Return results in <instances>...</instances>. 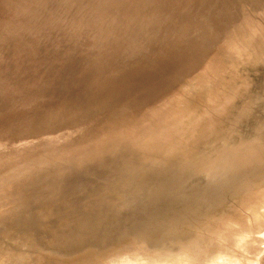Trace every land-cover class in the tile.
I'll use <instances>...</instances> for the list:
<instances>
[{
  "label": "rangeland",
  "instance_id": "obj_1",
  "mask_svg": "<svg viewBox=\"0 0 264 264\" xmlns=\"http://www.w3.org/2000/svg\"><path fill=\"white\" fill-rule=\"evenodd\" d=\"M231 80L244 103L222 97ZM261 91L264 0H0V214L18 210L3 215L0 264L57 248L43 264H176L188 250L194 264H264V122L243 114L264 116ZM240 233L261 250L245 255Z\"/></svg>",
  "mask_w": 264,
  "mask_h": 264
},
{
  "label": "bare ground",
  "instance_id": "obj_2",
  "mask_svg": "<svg viewBox=\"0 0 264 264\" xmlns=\"http://www.w3.org/2000/svg\"><path fill=\"white\" fill-rule=\"evenodd\" d=\"M192 1H193V0H192ZM142 8H143V7H142ZM163 11H164V10H163ZM165 15H166V14H165ZM132 18H133V17H132ZM160 23H161V22H160ZM118 38H119V37H118ZM110 43H111V42H110ZM33 54H34V53H33ZM184 55H185V54H184ZM184 55H183V56H184ZM241 55H242V54H240V56H241ZM84 58H85V57H84ZM49 62H50V61H49ZM241 76H242V77H241ZM241 76H239V77L242 78L243 81H244L243 75H241ZM239 77L236 78V79H238V81H239ZM255 79H257V78L253 77V78H251L250 81H251V82H252V81H255ZM257 80H258V79H257ZM231 81H232V80H231ZM231 81H229V82H227V83H224L223 86H220V88H221V90H222V93H221V94H222V97L226 100V103H227L228 105H229V103L232 102L231 105L233 106L236 102L238 103V101L244 103L243 100H245V99L243 98V93L241 92V90H242V87H244L245 85L243 86V85L241 84V83H243V82H241V79H240L239 82H241V83H239V84H241L242 87L238 86V87H240V88H238V87H236L237 84H235V83H237V82H236L237 80H236L235 83H234L235 85L233 84V81H232V82H231ZM260 81H261V79H260ZM244 82H245V81H244ZM245 83H247V82H245ZM245 83H243V84H245ZM248 83L251 85L250 82H248ZM254 83H256V82H254ZM239 84H238V85H239ZM249 84H248V86H249ZM246 85H247V84H246ZM231 86L234 87V88H231ZM245 87H246V86H245ZM11 89H12V88H11ZM244 89H245V88H244ZM235 92H239V93H235ZM240 92H241V93H240ZM244 92H245V94H249V89L246 88V90H245ZM97 93H98V92H97ZM259 93H260V92H259ZM263 93H264V92L261 91V93H260L261 96L263 95ZM245 94H244V95H245ZM245 96H247V95H245ZM256 96H257V94H256ZM238 99H240V100H238ZM237 100H238V101H237ZM246 102H247V101H246ZM237 103H236V105H237ZM238 104H239V103H238ZM240 104H241V103H240ZM245 104H246V103H245ZM242 105H243V104H241V106H239V108H238L239 110L241 109ZM246 105H247V104H246ZM250 105H251V104H250ZM250 105H248V106H250ZM248 106H246L247 108L243 111V112H244L243 114H244V115H249V117L252 116L253 119H254L255 121L257 120L259 123L264 122V116H263L261 113H259V114L257 115V113L254 111V108H253V107L250 108V107H248ZM251 106H252V105H251ZM99 107H100V106H99ZM102 107H103V106H102ZM243 108H244V107H243ZM239 110H238V111H239ZM184 114H185V113H184ZM186 116H187V115H186ZM174 118H175V116H174ZM175 119H176V118H175ZM194 119H195V118H194ZM170 120H171V118H170ZM186 120H188V119H186ZM171 121H172V120H171ZM184 121H185V120H184ZM189 121H190V120H189ZM189 121H185V122H189ZM194 121H195V120H194ZM194 121H192L191 123H193ZM242 121H243V120H242ZM171 123H174V122H171ZM176 124H177V123H176ZM176 124H175V126H176ZM179 124L181 125L182 123H178L177 125H179ZM184 124H185V123H184ZM189 124H190V122H189ZM189 124H188V126H189ZM173 125H174V124H173ZM190 125H191V124H190ZM258 125H259V124H258ZM182 126H183V125H182ZM182 126H179V127H181V129H182ZM185 126H186V125H185ZM191 126H193V124H192ZM177 127H178V126H177ZM177 127H176V128H177ZM179 127H178V128H179ZM215 127H216V126H215ZM186 128H187V127H186ZM186 128H185V129H186ZM190 128H192L191 130H192V132H193V129H194V128H193V127H190ZM190 128H188V129H190ZM226 128H227V127H226ZM239 128H240V127H239ZM244 128H245V126H244ZM181 129L179 128V130H181ZM201 129H202V128H201ZM201 129H200V130H201ZM182 130H183V129H182ZM186 130H187V129H186ZM194 130H195V129H194ZM176 131H178V129H177ZM187 131H189V130H187ZM187 131H186V132H187ZM196 131H198V130H196ZM201 131H202V130H201ZM186 132H185L184 134H186ZM175 133H177V132H175ZM180 133H181V132L179 131V134H180ZM196 133H197V135H198V132H196ZM202 133H203V132H202ZM204 133H206V132H205V128H204ZM220 133L223 134L222 131H221L219 128H215V129H214V133H213V134H216V135H217V134H220ZM182 134H183V132H182ZM182 134H180V135H182ZM189 134H191V132H189ZM193 134H194V133H193ZM200 134H201V132H200ZM171 135H172V134H171ZM187 135H188V132H187ZM187 135H184V137L187 138V137H186ZM206 135H207L209 138H210V137H211V138L213 137L212 135H209V133H206ZM223 135H224V134H223ZM182 136H183V135H182ZM194 136H195V135H194ZM208 137H206V138H208ZM220 137H221V136H220ZM228 137H229V136H228ZM188 138H189V137H188ZM197 138H199V137L197 136ZM209 138H208V139H209ZM231 139H233V138L231 137ZM206 140H207V139H206ZM204 141H205V139H204ZM200 142H203V141H202V138H201V141H200ZM207 142H208V141H207ZM165 144H166V143H165ZM202 144H203V143H202ZM207 145H208V144H207ZM166 146L168 147V145H165V146L163 147L164 149H162V145H161V149H162V150H165V149L167 148ZM170 146H171V145H170ZM170 146H169V147H170ZM151 147H152V146H151ZM165 147H166V148H165ZM171 147H172V146H171ZM158 149H160V148H158ZM161 149H160V150H161ZM169 149H170V148H169ZM172 149H173V148H172ZM175 149H176V148H175ZM175 149H174V151H176ZM179 149H180V148H179ZM166 150H168V148H167ZM174 151L172 150V152H174ZM177 151H178V149H177ZM167 152H168V151H167ZM172 152H171V150H170V153H172ZM168 153H169V152H168ZM176 153H177V152H176ZM176 153H173V154L176 155ZM173 154H172V155H173ZM177 154H179V153H177ZM109 157H110V156H109ZM186 157H188V155H186ZM197 157H199V156H197ZM199 158H200V157H199ZM195 159H196V158H195ZM167 161H168V160H167ZM197 161H198V160H197ZM199 161L201 162L202 160L200 159ZM204 161H205V160H203L202 162H204ZM115 162H116V161H115ZM104 170H106V169H104ZM107 170H108V169H107ZM108 171H110V170H108ZM115 171H116V170H115ZM103 172H104V171H103ZM103 172H102V173H103ZM188 172H189V171H188ZM111 173H112V171H111ZM114 173H115V172H114ZM141 173H142V172H141ZM141 173H140V174H141ZM137 174H138V175H137ZM137 174H136V172H135V174H133V175H134V176H136V175L139 176V173H137ZM143 174H144V173H143ZM166 174H167V173H166ZM186 174H187V173H186ZM102 175H103V174H102ZM105 175H109V173H108V174L105 173ZM131 175H132V174H130L128 177H130ZM147 175H149V174H147ZM188 175H191V174L189 173ZM188 175H186V176H188ZM250 175H251V174H250ZM134 176L130 177V179H128V180L133 181V178H134V181H135V177H134ZM141 176H142V174H141ZM141 176H140V177H141ZM145 176H146V175H145ZM149 176H150V175H149ZM151 176H152V175H151ZM151 176H150V177H151ZM126 177H127V176H126ZM126 177H125V179H126ZM143 177H144V176H143ZM152 177H153V176H152ZM184 177H185V176H184ZM184 177H183V180H184ZM189 177H190V176H189ZM131 178H132V179H131ZM143 179H144V178H143ZM151 179H152V178H151ZM151 179H150V180H151ZM164 179H165V178H164ZM178 179H180V178H178ZM178 179H177V181H178ZM181 179H182V178H181ZM181 179H180V180H181ZM185 179L187 180L188 177H187V178L185 177ZM262 179H263V178H262ZM128 180H125V181H127V183H128V182H129ZM180 180L178 181L179 183H182V182L184 183V182H186L185 180L182 181V182H180ZM144 181H145V179H144ZM158 181H159V180H158ZM158 181H157V182H158ZM164 181H165V180H164ZM174 181H175V179H174ZM135 182H136V181H135ZM178 182H177L176 184H178ZM130 183H132V182H130ZM164 183H165V182H164ZM170 183H171V182H170ZM174 183H175V182H174ZM183 183H182V184H183ZM176 184H175V185H176ZM185 184H186V183H185ZM178 185H179V184H178ZM171 186H172V185H171ZM176 186H177V185H176ZM180 186H181V185H180ZM146 187H147V186H146ZM177 187H178V186H177ZM167 188H168V187H167ZM125 189H126V188H125ZM23 192H24V191H23ZM152 192H155V191H152ZM11 193H13V192H11ZM15 193H16V192H15ZM19 193L22 195V192H21V191H20ZM19 193H18V194H19ZM150 193H151V192H150ZM150 193H149V194H150ZM209 193H210V192H209ZM7 194H10V193L8 192ZM13 194H14V193H13ZM18 194H17V195H18ZM149 194H148V195H149ZM155 194H156V193H155ZM207 194H208V193H207ZM207 194H206V195H207ZM11 195H12V194H11ZM11 195H10V196H9V195L7 196V197H11V198H10V201H11V199H12V196H11ZM14 195H15V194H14ZM17 195H16V196H17ZM150 195L152 196V194H150ZM150 195H149V196H150ZM157 195H158V194H157ZM211 195H212V194H210L209 196L211 197ZM153 196H155V195H153ZM184 196H186V195H184ZM207 196H208V195H207ZM7 197H6V198H7ZM14 197H15V196H14ZM141 197H142V196H141ZM155 197H156V196H155ZM158 197H159V196H158ZM205 197H206V196H205ZM20 198H21V196H20ZM20 198H19V201H21ZM71 198H72V197H71ZM71 198H70V200H68V198H67V200H65V199H64V200L70 202V201H71ZM160 198H161V197H160ZM160 198H159V200H160ZM186 198H187V197H186ZM211 198H212V197H211ZM263 198H264V197H263ZM8 199H9V198H8ZM14 199H15V198H14ZM72 199H73V198H72ZM75 199H76V198H75ZM150 199L152 200L151 203L153 202V205H154V204L157 205L156 203H154V201L157 202V201H159V200L156 201V200H154L155 198L152 199V197H150L149 200H150ZM205 199H206V198H205ZM205 199L203 198L202 200H205ZM208 199H210V198H208ZM5 200H7V199H5ZM12 200H13V199H12ZM25 200H26V199H25ZM25 200H24V198L22 199L23 202H24ZM64 200H63V202H65ZM73 200H74V199H73ZM73 200L71 201L72 204L75 202V201L73 202ZM149 200H148V201H149ZM162 200H163V199H162ZM162 200H161V201H162ZM174 200H175V199H174ZM206 200H207V199H206ZM213 200H214V199H213ZM213 200L211 199V201H213ZM8 201H9V200H8ZM14 201H16V200H14ZM14 201H13V202H14ZM17 201H18V200H17ZM161 201H160V205H161L162 202H163V201H162V202H161ZM175 201H176V200H175ZM211 201H210V202H211ZM214 201H215V200H214ZM253 201H255V199H254V200L251 199L250 203H252ZM13 202L11 201V204H12ZM23 202H22L21 204H24ZM28 202H29V201H28ZM28 202H27V203H28ZM63 202H62V205H61L62 207H63V205L65 204V203L63 204ZM76 202H77V199H76ZM76 202L73 204L74 206L71 204V207H73V208H71V210H69L70 212H72V211L74 212L73 209L75 208V204H76ZM149 202H150V201H149ZM172 202H173V200H172ZM18 203H19V202H18ZM170 203H171V202H170ZM170 203H169V204H170ZM194 203L199 204L198 202H194ZM202 203H203V202H202ZM202 203L200 202L201 205H202ZM204 203H205V202H204ZM204 203H203V204H204ZM207 203L209 204L208 201H207ZM207 203H206V204H207ZM19 204H20V203H19ZM68 204H69V203H68ZM68 204L66 203L65 205L68 206V208H70V206H69ZM169 204H168V205H169ZM192 204H193V203H192ZM200 204H199V205H200ZM208 204H207V205H208ZM210 204H211V203H210ZM210 204H209V205H210ZM253 204H254V203H253ZM16 205H18V204H16ZM55 205H57V203H56V204L54 203L53 206H55ZM151 205H152V204H151ZM155 205H154V206H155ZM160 205H159V203H158L157 207L159 206L158 208H160ZM171 205H172V203H171ZM188 205H189V204H188ZM193 205H195V204H193ZM204 205H205V204H204ZM204 205H203V206H204ZM259 205L261 206L260 203H259ZM13 206H14V205H13ZM22 206H23V205H22ZM59 206H60V205H59ZM203 206H201V209L203 208ZM205 206H206V205H205ZM56 207H57V206H56ZM56 207H54V209H55ZM76 207H77V204H76ZM138 207H139V206H138ZM187 207H189V206H187ZM187 207H186V208H187ZM190 207H191V206H190ZM1 208H2V207H1ZM59 208H60V207H59ZM155 208H156V206H155ZM186 208H185V209H186ZM194 208H195V207H193V210H194ZM197 208H198V207H196V209H197ZM207 208H208V207H207ZM209 208H210V207H209ZM253 208H254V207H253ZM257 208H258V207H257ZM61 209H62V208H61ZM139 209H140V208H139ZM185 209H183V213H184V210H185ZM191 209H192V207L190 208V210H191ZM198 209H199V208H198ZM203 209H204V208H203ZM203 209H202V210H203ZM250 209H251V208H250ZM65 210H66V207H65ZM75 210H76V209H75ZM186 210H187V209H186ZM202 210H201V212H202ZM17 211H18V210H17ZM17 211L14 209V207L11 208V209H9V210H6V209H5L4 211H2V213L0 214V224H1L2 226H4V225L6 224L7 220L5 219V218H6L5 216L7 215V213H9V212L11 213V214H10V213L8 214L9 217H10V215H13V214L15 215V214L17 213ZM57 211H58V207H57ZM67 211H68V210H67ZM69 211H68V212H69ZM188 211H189V210H188ZM188 211H186V212H188ZM191 211H192V210H191ZM191 211H190V212H191ZM194 211L197 212L196 210H194ZM194 211H193V214H192V215H194V216L197 215V213H198V214L201 213V212L199 211V212H197L196 214H194V213H195ZM205 211H207V210L205 209ZM205 211H204V212H205ZM53 212H54V211H53V209H52L51 213H49V214H51V215H50L51 219L49 218V220H50L49 222H51L52 218L54 217V216L52 215ZM55 212H56V211H55ZM58 212L62 213V210H61V211H58ZM58 212H56V213H58ZM63 212H64V208H63ZM12 213H13V214H12ZM111 213H112V212H111ZM152 213H153V212H152ZM172 213H175V212L172 211ZM172 213L170 212V214H172ZM5 214H6V215H5ZM58 214H59V213H58ZM187 214H189V212H188ZM3 215H5V216H3ZM16 215H17V214H16ZM59 215H60V216H61V215L64 216V215H66V214H65V212H64V213L59 214ZM168 215H169V214H168ZM172 215H173V214H172ZM182 215H183V214H182ZM48 216H49V215H48ZM48 216H47V218H48ZM66 216H68V214H67ZM137 216H138V215H137ZM183 216H184V215H183ZM250 216H251V215H250ZM4 217H5V218H4ZM9 217L7 216V218H9ZM13 217H14V216H12V218H13ZM15 217H17V216H15ZM15 217H14L13 220L17 219V218H15ZM56 217H57V216H56ZM64 217H65V216H64ZM169 217H170V215H169ZM169 217H167V218H169ZM188 217H189V216H188ZM255 217H256V216H255ZM259 217H261V216H259ZM12 218L10 217V220H12ZM54 218H55V217H54ZM65 218H66V217H65ZM65 218H64V219H65ZM67 218H68V217H67ZM170 218H171V217H170ZM172 218H173V217H172ZM174 218H177V217H174ZM256 218H258V215H257ZM59 219H60V217H59ZM59 219L56 218L55 220H59ZM163 219H164V218H163ZM10 220L8 219V221H10ZM13 220H12V221H13ZM53 220H54V219H53ZM53 220H52V221H53ZM55 220H54L53 222H54L55 224L58 223L57 221L55 222ZM61 220H62V222H63V219H61ZM61 220H59V222H60ZM66 220H67V221H66ZM66 220H65V222H67V224H68V223H70V222H68V221H70L71 219H70V220L66 219ZM130 221H131V220H130ZM130 221H128V222L130 223ZM45 223H46V222H45ZM54 223H53V225H51V226L54 227V226H55ZM60 223H61V222H60ZM63 223H64V222H63ZM258 223H259V222H258ZM46 224H48V223H46ZM58 224H59V223H58ZM70 224H72V223H70ZM70 224H69V225H70ZM65 225H66V223L64 224V226H65ZM59 226H60V225H58V227H59ZM89 226H90V225H89ZM89 226H86V229L90 228V230H91L92 228H93V229L95 228V227H92V228H91V227H89ZM91 226H92V225H91ZM163 226H164V225H163ZM172 226H173V225H172ZM49 227H50V226H49ZM58 227H57V228H58ZM68 227H69V226H68ZM81 227H85V226H81ZM81 227H79V228H81ZM128 227H129V226H128ZM62 228H64V227H62V224H61V227H59V229L61 230ZM65 228H66V226H65ZM70 228H71V227H70ZM74 228H75V227H74ZM79 228H78V229H79ZM129 228H130V227H129ZM147 228H150V227H147ZM147 228H145V229H147ZM66 229H68V228H66ZM78 229H77V230H78ZM81 229H82V228H81ZM81 229H80V230H81ZM83 229H84V228H83ZM131 229H132V228H130V230H131ZM145 229H144V230H145ZM257 229H258V228H257ZM34 230H35V229H34ZM60 230H59V231H60ZM64 230H65V229H64ZM80 230H79V231H80ZM127 230H128V229L126 228V231H127ZM132 230H133V229H132ZM132 230H131V231H132ZM141 230H142V229H141ZM144 230H142V232H143ZM153 230H154V228H153ZM153 230H151V228H150V232L152 231L151 234L149 233V234H150L149 236H150L151 239L154 238V237H151V236H152V233L155 232V231L153 232ZM156 230H157V229H156ZM69 231H70V233L72 232V230H70V229H69ZM75 231H76V230H75ZM79 231H77L78 234H79ZM83 231H85V229H84ZM158 231H160V230H158ZM158 231H156V232L158 233ZM259 231H260V230H259ZM30 232H31V231H30ZM36 232H39V231H36ZM63 232H64V231H63ZM63 232H62V233H63ZM80 232H82V230H81ZM128 232H129V230H128ZM135 232H136V231H135ZM137 232H138V230H137ZM137 232H136V233H137ZM146 232H149V230L146 231ZM146 232H145V233H146ZM168 232H169V231H168ZM168 232H167V233H168ZM254 232H255V231H254ZM256 232H257V231H256ZM34 233H35V231H34ZM58 233H59V232H58ZM60 233H61V231H60ZM60 233H59V235H60ZM62 233H61V234H62ZM67 233L70 234L68 231H67ZM83 233H84V232H82V234H83ZM132 233H133V231H132ZM139 233H141V232H138V234H139ZM145 233H143V234H145ZM171 233H172V232H171ZM252 233H253V232H252ZM6 234H8V233H6ZM31 234H32V233H31ZM31 234H30V236H31ZM38 234H41V232L38 233ZM38 234H33V235L35 236V235H38ZM71 234H72V233H71ZM134 234H135V233H134ZM141 234H142V233H141ZM143 234H142V235H143ZM146 234H147V233H146ZM146 234H145V235H146ZM164 234H166V232H163L162 234H160L161 236H159V234H157V235L155 234V236H156V238H157V236L160 238V237H162V235H164ZM262 234H263V233H262ZM2 235L5 236V233H4V234H1L0 236H2ZM8 235H9V234H8ZM33 235H32V236H33ZM66 235H67V234H66ZM95 235H96V234H95ZM136 235H137V234H136ZM238 235H239V238H238V241H237V245H236V246H237L241 251H243V253H244L245 255H248V254H254V255H255V254H257V253L259 252V250H261V248L259 249V248H257V247H253V246H252V245L246 240V235H245L244 233H242V234L240 233V234H238ZM247 235H248V234H247ZM251 235H252V234H251ZM6 236H7V235H6ZM6 236H5V237H6ZM22 236H23V235L20 234V238H22ZM55 236H56V234H55ZM63 236H65L64 233L62 234V236H60V238L62 237L61 240L63 239ZM164 236H165V235H164ZM173 236H174V234H173ZM257 236H258V235H257ZM263 236H264V234H263ZM51 237H52V236H51ZM57 237H58V235L55 237V239H56ZM138 237H139V235H138ZM146 237H148V236H145V238H146ZM255 237H256V235H255ZM17 238H18V237H17ZM31 238H32V237H30V239H31ZM34 238H35V237H34ZM60 238L58 237V241H59V242L61 241V240H59ZM64 238H65V237H64ZM79 238H80V241H81V242H78V241H77V242H78V243H82V240H81L82 237H79ZM79 238H77V239L79 240ZM83 238H85V237H83ZM141 238L144 239V237H141ZM148 238H149V237H148ZM150 238H149V239H150ZM162 238H163V237H162ZM259 238H260V237H259ZM259 238H258V239H259ZM261 238H262V237H261ZM7 239L10 240V239L8 238V236H7ZM7 239L4 238L3 240L6 241V243H7V242H8ZM18 239H19V238H18ZM18 239H17V240H18ZM22 239H23V238H22ZM24 239H25V238H24ZM86 239H87V238H86ZM86 239H83V240H85L86 242H88L87 240L89 239V236H88V239H87V240H86ZM91 239H92V237H91ZM91 239H90V240H91ZM93 239H94V238H93ZM98 239H99V238H98ZM154 239H155V238H154ZM154 239H153V240H154ZM247 239H249V235H248ZM252 239H253V238H252ZM3 240H0V241L2 242ZM32 240H33V239H32ZM32 240H31V242H32ZM35 240H36V239H35ZM35 240H34V241H35ZM75 240H76V239H75ZM75 240H74V241H75ZM94 240H95V239H94ZM155 240H157V239H155ZM161 240H162V239L160 238V241H161ZM4 241H3V243H4ZM28 241H29V240H28ZM85 241H84V243H85ZM160 241H159V242H160ZM250 241H251V240H250ZM256 241H257V240H256ZM1 242H0V243H1ZM16 242H17V241L15 240V244H16ZM20 242H21V239H20L19 243H20ZM35 242H36V241H35ZM35 242H34V243H35ZM63 242H65V243L68 245V243H69L70 241H69V240H68V241H67V240H66V241L63 240ZM75 242H76V241H75ZM77 242H76V244H77ZM261 242H262V241H261ZM3 243H2V247H3V245H4V247H5V244H6V243H5V244H3ZM8 243L11 244V243H12V240H11V242L9 241ZM8 243H7V245H8ZM17 243H18V242H17ZM27 243H30V242H27ZM32 243H33V242H32ZM32 243H30V247H31L32 245L34 246V245L36 244V243H35V244H32ZM48 243H49V242H48ZM54 243H56V240H54ZM71 243H72V242H71ZM100 243H101V242H100ZM31 244H32V245H31ZM46 244H47V243H46ZM51 244H52V243H51ZM56 244H57V243H56ZM61 244H62V243L60 242L59 245H61ZM66 244H65V245H66ZM69 244H70V243H69ZM263 244H264V243H263ZM7 245H6V246H7ZM26 245H27V248L30 249V250H32V248H33L34 252H35L36 249L39 248V246H38V248H37V245H38V244L36 245V248H35V249H34V247L29 248V246H28L29 244H26ZM43 245H44V244H43ZM54 245H55V244H54ZM59 245H55V246H59ZM70 245H71V244H70ZM70 245H68V247H69ZM72 245L74 246L75 244L72 243ZM77 245H78V244H77ZM77 245H75V246L77 247ZM0 246H1V245H0ZM8 246H9V247H8ZM8 246H7V248L5 247L4 250H5V249H8V248H9V250H10V246H11V245H8ZM14 246H15V245H14ZM14 246H13V244H12V247L15 249ZM41 246H42V245H41ZM44 246H45V245H44ZM81 246H82V245H81ZM81 246H80V247H81ZM261 246H262V245H261ZM263 246H264V245H263ZM12 247H11V248H12ZM18 247H19V246H18ZM52 247H53V245H52ZM68 247H66V248H68ZM76 247H75V248L72 247V248H73V249H76V250H77V248H78V250H79L80 247H77V248H76ZM47 248H48V246H47ZM55 248H56V247H55ZM63 248H64V247H63ZM66 248H64V250L68 252V249L66 250ZM70 248H71V246H70ZM70 248H69V250H71ZM0 249H1V247H0ZM14 249H13V250H14ZM17 249H18V248H17ZM43 249L45 250L44 247H43ZM53 249H54V248H53ZM57 249H58V248H57ZM57 249H54L55 251L52 250V249H50V250L48 249L50 252H51V250L53 251V252H51L50 255H49L50 252H48V250L46 249L47 252H48L47 254H48L49 256H51L52 253H54V254L52 255V256H54V255L56 254ZM38 250H40V249H38ZM27 251H29V250H27ZM7 252H8V251H7ZM7 252H5V254H7ZM11 252H12V250H11ZM11 252H10V253H11ZM14 252H16V251H14ZM40 252H41L42 255H45L44 257H45V259H46V258H47V257H46L47 254H46V253H42V251H40ZM239 252H240V251H239ZM1 253H4V252H1ZM1 253H0V255L2 256ZM19 253H23V255H22V254H19ZM19 253H18V251H17V254L20 255L21 257H23V256L25 257V255H27V253L24 255V252H19ZM28 253H30V255H31V254H32V251H30V252H28ZM69 253H71V252H69ZM37 254L39 255L40 253H36V255H37ZM67 254H68V253H67ZM7 255L12 256L13 254H12V255H11V254H7ZM14 255H15V253H14ZM30 255H29V256H30ZM59 255H60V254H59ZM69 255H70V254H69ZM179 255H182V257L185 258V261H184L183 263H181V262H179L178 259H177V261H175L174 263H176V264H194L193 262H194L195 258H194V256H191V255L189 254V250H188V251H184V252L180 253ZM217 255H218V254H217ZM4 256H5V255H4ZM33 256H35V255L33 254ZM33 256H31L30 258H33ZM49 256H48V257H49ZM71 256H72V255H71ZM136 256L139 257L138 255H136ZM249 256H250V255H249ZM261 256H262V255H261ZM13 257H14V256H13ZM42 257H43V256H42ZM55 257L57 258L58 256L55 255ZM64 257H65V256H64ZM66 257H67V256H66ZM232 257H233V256H232ZM245 257H246V256H245ZM2 258H3V257H2ZM25 258H26V257H25ZM25 258H24V259H25ZM27 258H28V256H27ZM27 258H26V259H27ZM158 258H165V257H158ZM221 258H222V262H221V264H222V263H223V264H255L253 261H252V262L249 261V260L247 261V259H244V260H243L242 257H241V258H238V257H236V258H234V257L231 258V257H229V258H231V259L228 258L229 260H227V259H225V255L222 254V255H221ZM19 259H20V257H19ZM42 259H43V262H44L45 259H44V258H42ZM54 259H55V258H54ZM64 259H65V258H64ZM216 259H217V258H216ZM259 259H260V258H259ZM21 260H22V259H21ZM21 260H20V264L23 263ZM50 260L53 261V258L50 257ZM50 260H49V261H50ZM220 260H221V259H220ZM18 261H19V260H18ZM29 261H31V260L29 259ZM32 261H33V259H32ZM32 261H31V263H34V262H32ZM41 261H42V260H40V261H36V262H41ZM45 261H46V260H45ZM21 262H22V263H21ZM24 262H25V261H24ZM43 262H42V263H39V264H43ZM47 262H48V259H47ZM150 262H152V261H150ZM45 263H46V262H45ZM45 263H44V264H45ZM48 263H49V262H48ZM48 263H47V264H48ZM56 263H57V262H55V264H56ZM35 264H36V263H35ZM50 264H51V262H50ZM53 264H54V263H53ZM143 264H145V263H143ZM149 264H152V263H149ZM157 264H165V263H164V262H159V263H157ZM199 264H204V263H199ZM257 264H258V262H257ZM259 264H260V263H259Z\"/></svg>",
  "mask_w": 264,
  "mask_h": 264
}]
</instances>
